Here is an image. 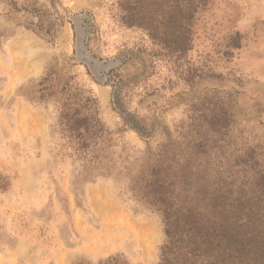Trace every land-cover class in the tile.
<instances>
[{"label": "rangeland", "instance_id": "1", "mask_svg": "<svg viewBox=\"0 0 264 264\" xmlns=\"http://www.w3.org/2000/svg\"><path fill=\"white\" fill-rule=\"evenodd\" d=\"M163 151L264 172V0H0V264H156Z\"/></svg>", "mask_w": 264, "mask_h": 264}, {"label": "trees", "instance_id": "2", "mask_svg": "<svg viewBox=\"0 0 264 264\" xmlns=\"http://www.w3.org/2000/svg\"><path fill=\"white\" fill-rule=\"evenodd\" d=\"M134 128L146 135L142 125ZM164 155L147 184L163 224L156 264H264V172L212 181L199 165L177 159L166 164ZM98 264L130 263L109 256Z\"/></svg>", "mask_w": 264, "mask_h": 264}]
</instances>
